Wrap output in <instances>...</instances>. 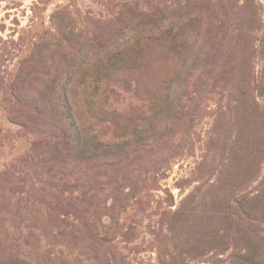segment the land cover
I'll use <instances>...</instances> for the list:
<instances>
[{
    "label": "rangeland",
    "instance_id": "374dc122",
    "mask_svg": "<svg viewBox=\"0 0 264 264\" xmlns=\"http://www.w3.org/2000/svg\"><path fill=\"white\" fill-rule=\"evenodd\" d=\"M0 264H264V0H0Z\"/></svg>",
    "mask_w": 264,
    "mask_h": 264
},
{
    "label": "trees",
    "instance_id": "16d2710c",
    "mask_svg": "<svg viewBox=\"0 0 264 264\" xmlns=\"http://www.w3.org/2000/svg\"><path fill=\"white\" fill-rule=\"evenodd\" d=\"M171 30H173V29H170V30H166L165 32H166V36H168V37H170V38H173V35H172V33L170 32Z\"/></svg>",
    "mask_w": 264,
    "mask_h": 264
}]
</instances>
